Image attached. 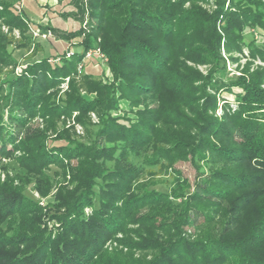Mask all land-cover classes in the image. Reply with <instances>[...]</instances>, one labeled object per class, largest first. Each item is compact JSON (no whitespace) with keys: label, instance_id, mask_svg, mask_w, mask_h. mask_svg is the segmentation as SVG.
I'll return each instance as SVG.
<instances>
[{"label":"trees","instance_id":"obj_1","mask_svg":"<svg viewBox=\"0 0 264 264\" xmlns=\"http://www.w3.org/2000/svg\"><path fill=\"white\" fill-rule=\"evenodd\" d=\"M85 1L87 5L69 0L73 9L67 15L78 19L79 26L64 30L51 23L32 26L18 9L19 0H0V78L2 68L17 63L10 47L30 51L22 73L0 79V155L19 151L16 161L24 173L17 177L21 187L12 181L0 183V264H225L231 259L236 264H264V257L248 253L264 243V214L244 236L221 239L206 234L208 225L214 227V216L222 215L214 198L235 197L233 202L241 205L250 192L257 198L263 195L251 190L252 178L260 174L247 171L246 165L252 169L251 161L264 163V68L250 72L247 64L241 77L227 83L220 45L237 60L232 53L242 52V34L254 27L261 42L249 43L250 56L264 62V0H215L210 14L195 6L199 0ZM187 2L190 7L182 8ZM84 7L86 28L81 27ZM32 28L49 30L71 47L50 43V53L39 54L42 45ZM76 38L80 40L72 42ZM92 48L107 58L112 82L85 72L76 76L78 64ZM187 60L209 64L208 74L200 76L186 66ZM66 78L68 91L58 102L57 89ZM231 85L242 89L236 94V109L225 107L215 117L210 110L216 108L217 94ZM80 90L94 97L85 98ZM120 102L133 119L128 113L111 115ZM73 112L85 127L86 139L79 141L62 130L52 141L63 144L48 145V131H57L60 116ZM89 112L99 119L95 132ZM36 116L44 121L42 129L27 131L20 140L16 134L21 130L8 131L11 126L21 129ZM134 158H141V166ZM71 160L76 161L70 172L73 187H61L51 203L64 208L53 215L61 227L52 239L39 228L41 210L23 194L22 185L34 178L36 189L45 195L50 185L45 169L61 165L64 176V162ZM177 161H189L196 169L192 191L179 171L168 191L154 189L155 174L145 176L143 165L167 169ZM85 207H91V214L85 215ZM239 207L229 209L232 213ZM198 217L200 226L194 224ZM129 225L134 227L126 229ZM185 226H194L198 238L186 237ZM120 232L130 251L142 253L140 258L104 252V243ZM221 232L225 237L230 231Z\"/></svg>","mask_w":264,"mask_h":264},{"label":"rangeland","instance_id":"obj_2","mask_svg":"<svg viewBox=\"0 0 264 264\" xmlns=\"http://www.w3.org/2000/svg\"><path fill=\"white\" fill-rule=\"evenodd\" d=\"M53 2V1H51ZM69 0H57L56 4L49 5L46 7L48 11H46V14L49 17L48 23L53 22L54 26H59L61 29L64 30H73L78 28L79 22L78 19L73 18L71 15H67L68 12H70L73 9V6H71L70 3H68ZM84 4H86V1L83 0ZM194 4V3H193ZM215 0H199L196 1L195 6L200 8L202 11L205 13H212L215 9ZM87 5V4H86ZM28 6V5H27ZM32 6V5H31ZM30 6V7H31ZM190 3L187 2L183 5L182 8H189ZM227 7V4L225 5ZM29 8V7H28ZM87 8V7H86ZM87 10L84 7V14L82 15V22H81V27L86 28L88 25V19H87ZM56 14V15H53ZM219 24V23H218ZM58 27V28H59ZM256 27V26H255ZM218 31H220L219 26L216 27ZM2 31L7 32V28L5 26L1 27ZM261 32H263L262 29H259ZM49 31V30H48ZM47 30H40V33L38 36H35L42 45L43 51L40 52L39 54H45L48 55L51 50V45L50 43H54L58 45L61 49H65L66 47H71L69 43H66L62 40L57 39L52 33L48 34ZM12 35L15 38H18V31L13 30ZM242 41H244V44L242 46V52L241 53H232V57L236 58L237 60H232L230 58V55L225 53L224 48L222 44L220 45V53L221 56L224 60L225 64V71L227 76L225 77L226 82L230 83L231 80H236L237 77H241L244 73V68L249 64V71L252 72L256 70V68H264V62L260 61L259 58L257 57H251L250 56V47L249 43L252 42H257L260 43L261 41V36L257 35L256 28L250 27L248 30H245L242 34ZM80 39L76 38L72 42H78ZM10 49L13 51V47H10ZM94 49L98 48H92L89 49L88 51H91V55L89 58H85V62L83 65V68L81 69V72L78 73L76 76H80L82 73H90L93 74L94 77L99 78L103 83H110L113 80L112 72L108 67V60L105 56L99 57L100 55L98 53H93L92 51ZM30 53V51H29ZM29 55V54H28ZM28 55L17 57L16 54L13 56L15 57L17 63L16 65L10 66V67H4L2 68V75L0 79H3L4 76L7 74H10V72H13L15 75L22 73V70L25 68L27 65L28 60ZM103 55V54H102ZM105 57V59H104ZM187 67H191L192 69L196 70L200 76H206L210 70V65L209 64H194L190 61H185ZM22 65L20 71H17L16 68L20 67ZM80 78V77H79ZM78 79V78H77ZM196 87H199L198 84H201V80L197 81L195 83ZM68 85L67 83L65 86H59L58 94H57V100L58 102H61L62 99H65V92L68 91ZM231 89H226V90H219L217 94V100H216V108L211 111L212 114L215 117H220V113L222 109L225 110H231L234 111L237 106L236 102V94L241 93L242 89L241 87H238L237 85H231ZM262 88H264V82L262 84ZM81 94L85 98H92L94 97L93 93H87L86 90H80ZM198 92V91H197ZM206 92L210 93L211 95H214V91L210 89L209 87L206 88ZM199 94L196 93L195 96L197 98ZM120 108L117 110H113L111 112L112 116H120L123 114H127L130 116V118H134L132 113L127 110V106L125 102H120ZM147 105H150L151 107L155 105V102L152 101H147ZM139 108H142V105H140ZM4 121L5 123L7 122V110H4ZM95 112H89L88 114V119L90 122V129L94 130L98 127V116ZM76 116L77 112H73L71 116H60L58 122H57V127L55 132L49 130L48 131V139H47V144L52 146V145H58V144H63L62 141H52L55 139V135L58 131L62 130H68L71 131L73 136L80 140H85L86 139V131L85 127L81 125L79 122L76 121ZM44 127V121L42 118L39 116H36L30 120H27L24 127L21 129L14 128V126L8 129L10 133L15 132L16 130H21L18 134H16L17 140H20V138L27 132V131H32V130H38L42 129ZM163 128H166L168 130L169 127L162 126ZM93 132V131H92ZM95 132V130H94ZM6 149H11L10 144H7ZM20 155L19 151L12 152L7 155H0V183L6 182V181H12L13 185L16 187H21L19 181H18V175L24 174L22 169L20 168L17 160V157ZM133 161L137 163L138 165L141 166L142 161L141 158H134ZM259 161H251L250 162V167L252 169H249L248 165H246L247 171L252 172L253 174L259 173L260 175L258 176H253L252 181L255 183L251 186V190L253 191L254 188L261 190L260 192L263 193V195L259 198H257V194L253 191L249 193L248 200L245 202L241 203V205H238L240 203L233 202L235 197H232L230 200L229 199H219V198H214V202H218L215 204H219L221 206V212L222 215L219 217L214 216V227L209 226L206 230V234L210 236V238H221V239H234L239 236H244L248 232V228L251 229L253 224H256V222L262 217L264 214V163L259 165ZM258 163V165L256 164ZM64 176L61 172V165L57 164H51L49 168L45 169V172L47 174L48 181L50 183L49 188L46 192L45 195L40 194V192L36 189V180L32 178L31 180L27 181L25 184L22 185L23 189V194L26 195V197H30L32 201L36 204L35 206L38 207L41 210V218L39 221V228L44 230L46 235L50 236L52 239L58 234L60 227H61V222L57 218V216H53L54 214H62L64 212V208L56 209L51 203L54 201L53 199L55 198L56 193L58 190L62 187L64 190L65 189H71L73 187V183L70 182V172L71 168L76 165L75 160H71L68 163L66 161L64 162ZM112 163H107V166H111ZM243 168V166H241ZM143 169L145 171V176H150V171L151 173L155 174L154 180H157L156 184L153 186L154 189L160 190V191H168L172 185H173V179L176 177V172L179 171L180 177L183 179L188 180L191 188L190 191L193 189V182L196 179L197 171L196 169L191 166L189 161H177L175 162L172 167H169L167 169H161L158 167V165L154 166H146L143 165ZM26 176V175H25ZM28 177V176H27ZM178 177V176H177ZM256 200V201H254ZM176 202H179V199L175 200ZM230 206L232 207H237L240 206V211L237 212H232L230 211ZM85 215H89L92 212L91 207H85L84 208ZM231 213L230 215L227 213ZM58 215V216H59ZM197 222V225L202 223V217H198V219H195ZM201 222H198V221ZM201 225V224H200ZM199 225V226H200ZM133 225L127 226L126 229H132ZM225 227H227L225 229ZM254 228V227H253ZM214 229V231H212ZM224 229L228 232L225 237L222 236L221 230ZM183 230L185 231L184 235L188 237L191 240H195L198 238L199 233L196 231L194 226H185L183 227ZM210 230V231H209ZM212 231V232H211ZM264 235V233H262ZM130 237L133 236V234H129ZM222 236V237H221ZM134 237V236H133ZM122 238H124V233L120 232L116 235L110 236L108 240L104 243V252L108 253H115L116 251H121L124 253H127V255L132 254L134 258H140V253L138 250H129L128 247H126V243L122 242ZM132 240L136 241L138 240L137 238H132ZM264 243L260 245L259 247H253L249 249L248 253L252 254L255 258H262L264 257ZM113 255V254H112ZM151 255H147L145 257L146 260L150 259ZM237 262L235 259L228 260L225 264H236Z\"/></svg>","mask_w":264,"mask_h":264},{"label":"crops","instance_id":"obj_3","mask_svg":"<svg viewBox=\"0 0 264 264\" xmlns=\"http://www.w3.org/2000/svg\"><path fill=\"white\" fill-rule=\"evenodd\" d=\"M53 1V2H51ZM56 4L57 0H19L17 7L21 14L25 17L29 24L32 26H47L49 17L46 14V7L49 5ZM28 5V6H27ZM32 5V6H31ZM31 6V7H30ZM29 7V8H28ZM56 15V14H53ZM53 25V22H51ZM59 27V26H55ZM59 29H61L59 27ZM16 54L17 57L25 56L29 54L28 52H25L24 50H15L13 55Z\"/></svg>","mask_w":264,"mask_h":264},{"label":"built area","instance_id":"obj_4","mask_svg":"<svg viewBox=\"0 0 264 264\" xmlns=\"http://www.w3.org/2000/svg\"><path fill=\"white\" fill-rule=\"evenodd\" d=\"M31 33H32V35H33L34 37H35V36H38L39 33H40V30H39V29L32 28V29H31ZM48 34H50V31H48ZM92 52H93V53H98V54L100 55L99 57H103V55H102V53L99 51V49H94ZM71 54H72V51H69V52L67 53L68 56L71 55ZM90 55H91V51H87L86 54H85V56H84L83 61H82L80 64H78V66H77V71H78V73H80V72H81V69L83 68V65H84V62H85V58H89ZM104 59H105V57H104ZM21 67H22V65H21L20 67H17L16 70H17V71H20L21 69H18V68H21ZM22 68H23V67H22ZM67 81H68V79L66 78L65 82L62 83L61 86L64 87L65 84L67 83Z\"/></svg>","mask_w":264,"mask_h":264}]
</instances>
